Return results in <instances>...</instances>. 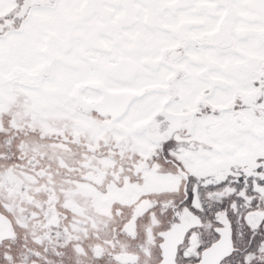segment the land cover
I'll return each mask as SVG.
<instances>
[{"label":"snow or ice","instance_id":"1","mask_svg":"<svg viewBox=\"0 0 264 264\" xmlns=\"http://www.w3.org/2000/svg\"><path fill=\"white\" fill-rule=\"evenodd\" d=\"M0 264H264V0H0Z\"/></svg>","mask_w":264,"mask_h":264}]
</instances>
